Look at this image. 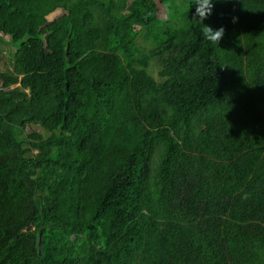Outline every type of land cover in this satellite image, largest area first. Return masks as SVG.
Here are the masks:
<instances>
[{"label":"trees","instance_id":"1","mask_svg":"<svg viewBox=\"0 0 264 264\" xmlns=\"http://www.w3.org/2000/svg\"><path fill=\"white\" fill-rule=\"evenodd\" d=\"M192 3L0 0V264H264V0Z\"/></svg>","mask_w":264,"mask_h":264},{"label":"clouds","instance_id":"2","mask_svg":"<svg viewBox=\"0 0 264 264\" xmlns=\"http://www.w3.org/2000/svg\"><path fill=\"white\" fill-rule=\"evenodd\" d=\"M218 0H194L191 8H194L193 17L199 22L195 26L199 27V33L203 39L212 45H219L220 40L225 34L223 25L214 28L204 23V21L212 15L215 4ZM238 18L233 16L232 22H237Z\"/></svg>","mask_w":264,"mask_h":264},{"label":"rangeland","instance_id":"3","mask_svg":"<svg viewBox=\"0 0 264 264\" xmlns=\"http://www.w3.org/2000/svg\"><path fill=\"white\" fill-rule=\"evenodd\" d=\"M49 18H52L53 16L50 15L48 16ZM1 36V35H0ZM0 47L3 50V53H1L0 55V69H5L7 67V58H8V52L6 51V49H8V46L4 43H0ZM10 50H13L12 47H9ZM5 50V51H4ZM153 65V64H152ZM150 71L152 72V75L157 77V67H154V65L151 67ZM27 130H29V128H27Z\"/></svg>","mask_w":264,"mask_h":264},{"label":"water","instance_id":"4","mask_svg":"<svg viewBox=\"0 0 264 264\" xmlns=\"http://www.w3.org/2000/svg\"><path fill=\"white\" fill-rule=\"evenodd\" d=\"M41 247H42V240H41V234L39 238V253H41Z\"/></svg>","mask_w":264,"mask_h":264}]
</instances>
